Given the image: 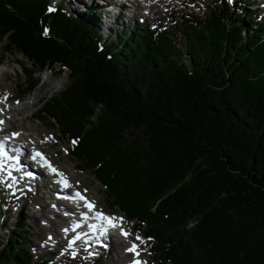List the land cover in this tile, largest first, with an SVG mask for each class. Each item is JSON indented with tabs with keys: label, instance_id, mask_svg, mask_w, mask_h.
Wrapping results in <instances>:
<instances>
[{
	"label": "trees",
	"instance_id": "obj_1",
	"mask_svg": "<svg viewBox=\"0 0 264 264\" xmlns=\"http://www.w3.org/2000/svg\"><path fill=\"white\" fill-rule=\"evenodd\" d=\"M48 5L0 0V45L28 61L31 91L35 69L68 71L38 114L75 141L71 156L109 207L144 230L161 264H264V19H184V61L165 33L105 40L101 11ZM24 229L1 244L0 264H33Z\"/></svg>",
	"mask_w": 264,
	"mask_h": 264
},
{
	"label": "rangeland",
	"instance_id": "obj_2",
	"mask_svg": "<svg viewBox=\"0 0 264 264\" xmlns=\"http://www.w3.org/2000/svg\"><path fill=\"white\" fill-rule=\"evenodd\" d=\"M49 1L51 2H49L50 6H48L49 11H52L60 6H57V4L60 3L61 0ZM81 1L82 4H75L74 2H71V0H64L61 6L62 9L64 8L63 11L65 13L75 15L83 13L88 8V6L93 5L94 7H99L97 0H90L91 2L89 4H87L86 2L88 0ZM226 1L229 2V0H173L170 1V3H167L166 6H154V15H151L147 18L149 22H139V25H137V22L135 20H129L135 26L129 23L121 22L120 26H117L112 30H110V28L114 24H116L118 19L121 21L120 17L122 15H120L117 19L115 18V21L107 22L108 18L105 11V19L102 20L104 31L101 27V19H99V32L106 35V33L104 32H108V30H110L106 35L105 40H115L119 32L126 33L125 35L128 36V34L130 33L129 31H131L132 28L141 30L145 27L146 24L148 26V30H154V25L157 24V28L155 30L163 34L165 33L166 36L169 37L175 44L176 49L181 52V54H184L182 59L184 61H188L185 55L188 46V40L185 36V33L183 32L182 26L184 19L191 18L201 21L205 18L206 15L210 14L211 10H224L226 11V24L228 27H230L234 23L233 17H231L230 20V16L234 11L236 14H239L246 19L247 16H249L250 12L254 13L253 10L255 9V7H257L258 9V14L261 15L264 19L263 0H232V2H229V4L227 3L228 7H226L224 3ZM235 2L237 3L235 4ZM250 3L252 4L249 5ZM255 3L257 4L255 5V7H253V4ZM103 11L104 10H101L102 13ZM145 13L146 12H144V14ZM139 16L140 15H138L137 17ZM87 17L92 18L93 15L89 14ZM137 17L135 18L137 19ZM105 22H107L109 26L105 27ZM241 36H245L244 33H242ZM0 57V92H3V90L4 92H8V90H10V94H12L15 99L17 98L22 100L21 102L12 100V102H10L8 105L12 106L13 104L14 106H18L23 104V110L17 111V116H12V121L15 122L14 126L17 127L20 133H22V135L24 134L26 138L28 135H32V138H28L27 140H30L31 143L37 145L39 149L45 150L48 154H50L53 161L61 169H64L63 171L71 177L74 186L79 190L85 191L86 193L90 194L91 197L95 199L96 203L98 204V210H101L103 213H113L114 217L118 218V221H125L124 217L118 214V210L116 208L112 209L111 207H109L107 194L103 188L104 186L99 184V181L88 170L83 171L81 168L79 170L77 167V164H79V162L77 160H74L72 156L68 155V151L72 149V145L69 144V138L61 134L57 121L52 118H46L44 115L38 114L41 110L42 104L45 101L57 96L66 87V85L68 84V71L65 70L64 67L61 68V66L58 64L51 69H35L36 73L33 76L32 80L35 82L37 81V85L35 86L33 91H31L28 89V86L31 83L29 81V77H27V75L20 67L21 65L23 67L30 68L28 61L17 52H10L5 54L2 50V45H0ZM3 72L5 75H1ZM44 81H48V84H45ZM22 88L26 90V92L20 93L19 90H21ZM32 100L34 102L33 106L29 107V109H25L27 103ZM29 127H32L33 130H31ZM23 128L25 129L24 131ZM24 135L23 138L25 139ZM75 178L80 179V181H76ZM27 197V201H30L31 204L34 200L38 199L34 195H29ZM40 202L41 201L38 199V203ZM20 206L24 205L18 203L12 211L15 212L17 209H19ZM25 207H27L26 210L20 211L18 216H14L8 211L5 212V215L8 216L6 220L7 227L0 233V235L3 234L1 244H7L13 227H16V223L20 221V225L24 226L25 228L23 231V236H25L27 239V246L33 258V264H38V261H44L45 263L47 262V264H108V257L106 260L105 255L101 258V261L98 260V262L96 263V260L94 259L89 263L88 261H85V259L79 260L80 255L75 256L74 258L79 259L74 261L73 259H71V256L73 255L62 253V255L68 256L71 259L66 261L61 255V248L65 243L64 237L62 238V241H59L60 245L55 247L60 252L59 253L53 248V243H49V241L47 240V238L51 237L49 233L51 231L47 229V219L40 216V209H38L37 205L35 204H32L31 206L26 204ZM5 209L6 207L0 206V213L2 214ZM1 214L0 220L4 217V215ZM22 216H25L26 219L21 220L20 217ZM119 218H122V220ZM41 219L46 220L44 222L46 226L43 222H40ZM126 225L127 230L132 229V232L130 231V240L137 242L135 239L137 235H139L143 240V243H140L138 246L140 247V253L142 254L143 258L147 260V263L161 264L159 259L154 256L149 241L143 238L141 233L136 232V230L134 232V222H128L126 223ZM140 231L143 232V229H141ZM57 239L59 238L55 237V242L57 241ZM30 245L31 248H34V250L30 249ZM115 247L117 248V245ZM51 252L55 253L52 258L51 256H49V253ZM118 253L119 251L116 250V252L111 254L110 259H113L114 263L122 264L118 261ZM82 258H84V256Z\"/></svg>",
	"mask_w": 264,
	"mask_h": 264
},
{
	"label": "bare ground",
	"instance_id": "obj_3",
	"mask_svg": "<svg viewBox=\"0 0 264 264\" xmlns=\"http://www.w3.org/2000/svg\"><path fill=\"white\" fill-rule=\"evenodd\" d=\"M170 1H173V0H144V5L143 4H141L140 2H136L135 3V6L133 5V2H135V1H131V0H97V3H98V5H99V7L101 8V10H104V11H106V15H107V22H110V21H115V18L117 19L120 15H122V13H125L128 17H133L134 16V14L136 15V11H139V7L141 6V7H144V9L143 10H147L148 12H146L145 14H147V16H146V18H148L149 16H151V15H154L153 13H154V6H156V5H162V6H166V4L167 3H170ZM71 2H74L75 4H82V1L81 0H71ZM87 2V4H89L91 1L90 0H88V1H86ZM150 2V3H149ZM263 2H264V0H263ZM138 4V5H137ZM96 7H98V6H96ZM103 11V12H104ZM141 16H143L144 17V15H141ZM107 22H105V27H107V26H109L108 24H107ZM121 22H123L122 21V19H121ZM0 59H1V57H0ZM1 75H5L4 74V72L1 74ZM44 83L45 84H48V81H44ZM43 83V84H44ZM5 97H7V99H5ZM0 99H2V101H5V104H4V107H2V110H0V120H2L3 121V124H0V129L2 130L4 127H6L7 126V124H11L13 121H12V116H17L18 114H17V111H20V110H23V104H21V105H18V106H14L13 104H12V106L11 105H8L10 102H12V100H15V97L12 95V94H10V90H8V92H4V90H3V92H1V94H0ZM17 99V98H16ZM33 104H34V102H33V100L32 101H30V102H28L27 103V106L25 107V109H29V107H31V106H33ZM32 117V116H31ZM31 126V125H30ZM31 130H33V128L32 127H29ZM22 130V129H21ZM25 129L23 128V131H24ZM14 132H16V133H18V135H14L13 137H15L18 141H21V139H20V137H22L23 138V135H22V133H20V131H19V129H15V131ZM32 136V135H31ZM30 135H28L27 136V138L25 137V135H24V137H25V141L26 142H28L30 145H32L33 146V148L34 149H39V148H37L38 146L37 145H34V143H31V141L30 140H27L28 138H32ZM30 150H32V148H30ZM41 151H43L44 153H45V155H46V158L48 159V160H51L52 162H53V164L60 170V172H62V173H64V175L66 176V178L70 181V183H72L73 184V182H72V180H71V177L68 175V174H66L63 170L64 169H61L54 161H53V159H52V157L50 156V154H48L45 150H42V149H40ZM35 173L36 174H38L39 175V177H41V172H39L38 170H36L35 171ZM68 173V172H67ZM36 174H34V175H36ZM75 180L76 181H80V179H78V178H75ZM74 185V184H73ZM30 189H33V188H36L37 187V193L36 194H34L32 191H29V192H27V191H25L24 192V198L22 197V196H19V198H17V199H13L11 202L12 203H16V202H18V203H23V205H24V207H25V205L27 204V205H32L31 203H30V201L28 202L27 201V196H29V195H34V196H36L38 199H43V192H44V190H46L45 189V185H41L39 188H38V186H37V182H36V180H32V182H31V184L28 186ZM78 189V188H77ZM80 192L85 196V197H87V200L89 201V202H94V204H95V207H94V209L93 210H98L97 209V203H96V201H95V199L94 198H92L91 197V195L90 194H88V193H86L85 191H81L80 190ZM17 195V194H16ZM18 196V195H17ZM27 197V198H26ZM35 198V197H34ZM65 198L70 202V203H73L74 202V200L73 199H71L70 197H68V196H65ZM32 200V199H31ZM28 202V203H27ZM40 207V216L41 217H43V218H45V219H47V217H46V214H48V213H51V210H49V209H45V208H47V205L46 204H44V205H40L39 206ZM98 211H101V210H98ZM60 215H62V214H60ZM55 217H56V215H54ZM48 221V220H47ZM118 221V220H117ZM60 222H62V220H60V221H48L47 222V229L49 230V231H51V233H53V236H55V237H58L59 239H57V241L56 242H54L53 243V245H54V249L55 250H57L55 247L56 246H59L60 245V243H59V241H62V239H61V236H60V233L58 232V230H59V223ZM120 223H122V227L124 228L125 227V229H126V231H128V232H132V229H130V230H127V225H126V223H125V221H119ZM100 232H98V231H96V234H99ZM101 234V233H100ZM131 238V235L128 237V239H130ZM134 241H132V240H129L128 242H127V240H123V242L122 243H124V244H128V245H126V247H119L118 245H117V242L116 241H113L112 239H110L108 242H105V247H104V252H103V254H105L106 255V257H108V260H107V263L108 264H117V263H114V261H113V259H110V256H111V254L112 253H114V252H116V250H118L119 251V253H118V261L120 262V263H122L123 264V258L125 259V258H128V255L126 254V248H128V247H130L131 246V244L133 243ZM135 243H137L138 245L140 244V242L139 241H137V242H135ZM117 245V248L115 247ZM139 250H140V247H139ZM58 251V250H57ZM83 251L84 252H87L88 254H93L94 252H91L89 249H83ZM140 260L141 261H143V262H145V264H148L147 263V260L146 259H144L143 258V256H142V254L140 253ZM52 258V257H51ZM79 258H75L74 259V261H76V260H78ZM82 259H85V261H88L89 263L91 262V261H93L95 258H94V256H92L91 258H82ZM82 259H79V260H82ZM101 261V260H100ZM131 261V260H130ZM129 264V263H128Z\"/></svg>",
	"mask_w": 264,
	"mask_h": 264
},
{
	"label": "snow or ice",
	"instance_id": "obj_4",
	"mask_svg": "<svg viewBox=\"0 0 264 264\" xmlns=\"http://www.w3.org/2000/svg\"><path fill=\"white\" fill-rule=\"evenodd\" d=\"M229 2H232V0H229ZM51 10V9H50ZM45 34H47V30H45ZM5 99H7V97H5ZM3 101H0V103H2ZM0 124H3V121L0 120ZM15 135H18L15 134ZM7 139V138H6ZM73 143H75V141H73ZM0 157H5L6 158V154L4 152V148H3V143L0 142ZM39 158L41 161H43L44 165L54 174L57 176L61 177V180L59 181V183H61L63 185L64 188H70L71 185L68 183L67 178L64 176V173L59 172L55 167H53V165L46 159V157L41 153V152H35L33 155V159ZM3 170V164H0V171ZM9 177L11 176V173L8 174ZM27 175H31L30 173H28ZM9 187H11V185H9ZM75 198H78L82 201H84V206L88 208L89 212H92L95 204L94 202H88L84 196L81 195L80 192H76L74 193ZM95 217L98 220L104 221L107 225L108 228H117L119 227V225H117L115 223V221L118 219L116 217H112V216H108L105 215L102 211H96L95 212ZM122 220V218H119ZM78 227V225H77ZM108 228H106L104 230V232H102L101 234L104 235L105 233H107ZM120 232L121 235H123L126 239L131 235L130 232L126 231L123 227H120ZM80 237L77 236V239H79ZM136 241H140V243H143V240L141 239V237L139 235H137L135 237ZM127 252H130L133 254L134 259L132 260L131 264H145V262L141 261L140 259H138L137 257L140 256V250H139V246L137 243L133 242L131 244L130 247L125 249Z\"/></svg>",
	"mask_w": 264,
	"mask_h": 264
}]
</instances>
